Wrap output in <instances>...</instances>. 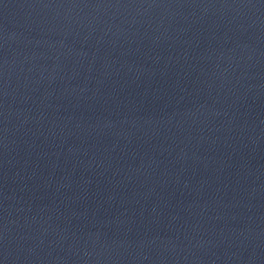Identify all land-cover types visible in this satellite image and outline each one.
<instances>
[{"label":"water","instance_id":"water-1","mask_svg":"<svg viewBox=\"0 0 264 264\" xmlns=\"http://www.w3.org/2000/svg\"><path fill=\"white\" fill-rule=\"evenodd\" d=\"M0 264H264V0H0Z\"/></svg>","mask_w":264,"mask_h":264}]
</instances>
